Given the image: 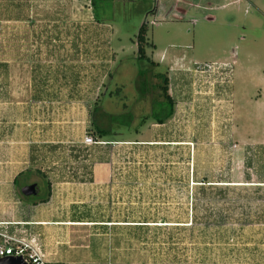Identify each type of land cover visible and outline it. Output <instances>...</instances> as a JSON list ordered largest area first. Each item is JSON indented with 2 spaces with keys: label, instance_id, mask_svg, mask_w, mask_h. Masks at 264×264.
Returning <instances> with one entry per match:
<instances>
[{
  "label": "rangeland",
  "instance_id": "rangeland-1",
  "mask_svg": "<svg viewBox=\"0 0 264 264\" xmlns=\"http://www.w3.org/2000/svg\"><path fill=\"white\" fill-rule=\"evenodd\" d=\"M13 9L14 0H0V100L12 102L15 59L1 27L13 26ZM95 14L112 25L117 53L106 86L118 95L108 108L134 116L130 127L113 123L112 143L96 150L104 161L98 168L115 171L125 216L150 223L129 235L133 263L264 264V255L250 256L255 250L241 241L253 227L238 223L243 210L208 183L223 179V170L251 167L234 143L264 135V0H96ZM143 23L147 56L159 63L155 72L167 73L175 101L163 124L142 122L151 102L137 100ZM85 67L96 73L95 65ZM92 151L80 160L71 151L65 167L92 168Z\"/></svg>",
  "mask_w": 264,
  "mask_h": 264
},
{
  "label": "crops",
  "instance_id": "crops-1",
  "mask_svg": "<svg viewBox=\"0 0 264 264\" xmlns=\"http://www.w3.org/2000/svg\"><path fill=\"white\" fill-rule=\"evenodd\" d=\"M92 1L14 0L13 26L1 27L14 53L15 100H0V229L37 235L49 264H134L128 247L133 227L150 224L125 216L115 171L98 168L104 165L99 144H84L95 102L103 98L108 111L116 106L103 96L116 62L113 28L97 18ZM56 62L61 69L55 73ZM88 64L95 65L94 75ZM234 145L251 167L223 170V179L208 183L222 187L223 200L231 198L243 210L238 223L253 227L241 241L255 250L250 256H262L264 135ZM83 150H93L92 168L72 174L65 164L71 151L80 160ZM16 179L22 187L37 184L31 197L39 201L22 199Z\"/></svg>",
  "mask_w": 264,
  "mask_h": 264
},
{
  "label": "trees",
  "instance_id": "trees-1",
  "mask_svg": "<svg viewBox=\"0 0 264 264\" xmlns=\"http://www.w3.org/2000/svg\"><path fill=\"white\" fill-rule=\"evenodd\" d=\"M92 2L95 1L93 0ZM147 30L148 27L146 23H143L137 34L136 60L139 64L138 73L135 78V87L138 95L137 100L151 102L150 112L148 115L142 118V122L146 119H151L155 123L163 124L173 116L175 101L169 93V78L167 73L155 72L154 68L158 67L159 63L154 62L150 57L147 56L146 47L149 45L147 40ZM111 75L112 73L110 72L109 77ZM153 80H155V82ZM116 90H118V88ZM104 95H107V98L113 100L114 98H117L118 92L108 90L103 93V96ZM102 100L104 101L103 98L98 99L90 111V128L88 129V134L92 135L96 140L104 141L106 138L117 133L112 126L113 123L119 124V126L123 127H130L134 116L132 112L127 111L126 109L123 111L121 109L120 112L116 113L110 112L105 108ZM21 175L23 174L20 173L19 176ZM16 186L18 189V194L22 199L34 203L39 201V199H37L38 196H24L20 192L22 186L17 182V179ZM47 197L41 200L45 201Z\"/></svg>",
  "mask_w": 264,
  "mask_h": 264
},
{
  "label": "built area",
  "instance_id": "built-area-1",
  "mask_svg": "<svg viewBox=\"0 0 264 264\" xmlns=\"http://www.w3.org/2000/svg\"><path fill=\"white\" fill-rule=\"evenodd\" d=\"M100 143V141L95 140L90 135H86L84 138V144L87 146ZM0 239H2L0 242V258L22 256L27 264H49L37 235H31L25 229L15 230L11 234L7 227H3V229H0Z\"/></svg>",
  "mask_w": 264,
  "mask_h": 264
},
{
  "label": "water",
  "instance_id": "water-1",
  "mask_svg": "<svg viewBox=\"0 0 264 264\" xmlns=\"http://www.w3.org/2000/svg\"><path fill=\"white\" fill-rule=\"evenodd\" d=\"M38 191L37 184L25 185L21 188V193L24 196L36 195ZM0 264H27L22 256H5L0 258Z\"/></svg>",
  "mask_w": 264,
  "mask_h": 264
}]
</instances>
